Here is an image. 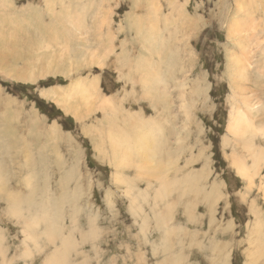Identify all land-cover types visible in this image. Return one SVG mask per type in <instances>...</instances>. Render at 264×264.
<instances>
[{
	"label": "rangeland",
	"instance_id": "374dc122",
	"mask_svg": "<svg viewBox=\"0 0 264 264\" xmlns=\"http://www.w3.org/2000/svg\"><path fill=\"white\" fill-rule=\"evenodd\" d=\"M48 1L0 0V264H264V0Z\"/></svg>",
	"mask_w": 264,
	"mask_h": 264
},
{
	"label": "bare ground",
	"instance_id": "6f19581e",
	"mask_svg": "<svg viewBox=\"0 0 264 264\" xmlns=\"http://www.w3.org/2000/svg\"><path fill=\"white\" fill-rule=\"evenodd\" d=\"M48 0H46V2H47ZM149 1V5H151L152 6V8L153 9H156V7H158L157 6V3H156V1L155 0H148ZM173 1H176V0H173ZM242 2V1H241ZM48 3H49V1H48ZM177 3V2H176ZM173 4H175V2H173ZM172 4V5H173ZM240 4V3H239ZM175 6H177L176 4H175ZM240 6V5H239ZM244 6V5H243ZM174 7V6H173ZM153 12H155V10H153ZM251 14V13H250ZM251 17V16H250ZM6 23V22H5ZM3 26V25H2ZM244 29V28H243ZM243 29H241L242 31L241 32H244L243 31ZM240 32V31H239ZM238 32V33H239ZM241 32L239 33V34H241ZM6 33V32H5ZM12 33H14V32H12ZM4 35V34H3ZM2 35V36H3ZM5 36V35H4ZM245 36V35H244ZM12 37V36H11ZM14 37H16V35L14 36ZM246 37H247V35H246ZM250 37V36H249ZM247 38V39H250V38ZM5 38V37H4ZM47 38V37H46ZM53 39V38H52ZM244 39V38H243ZM17 40V39H16ZM54 40V39H53ZM104 42V41H103ZM240 42H242V40L240 41ZM244 42V44H245V42L246 41H243ZM6 43V42H5ZM250 46V45H249ZM251 47V46H250ZM240 50L241 51H243V53H245V50H246V48H245V46H242V47H240ZM250 52V51H249ZM251 53V52H250ZM245 56H243V58H244ZM237 67H238V65H237ZM242 68V67H241ZM244 68V67H243ZM238 69H239V67H238ZM75 84V83H74ZM77 85V84H76ZM74 86V85H73ZM77 89H75V90H72V87H70L69 89H68V91L66 92V91H60L61 92V96H62V94H63V96H62V98H58V100L60 101H62L63 102V97L66 99V98H68V99H71L70 98V95H72V92H75L76 90L79 92V93H83L82 95H84L85 97L87 96V97H89V95H85L84 94V92H86L85 90H84V88H87L88 89V91H89V88H92L91 87V85L88 83V82H86V83H78V85L77 86H75ZM59 92V91H58ZM70 92H71V94H70ZM90 92H92V91H90ZM55 92H53V94H54ZM77 93V92H76ZM78 94V93H77ZM87 94V93H86ZM58 95V94H57ZM75 95V94H74ZM81 95V96H82ZM94 96V95H93ZM58 97H60V96H58ZM57 98V97H56ZM56 98H54V99H56ZM84 98V97H83ZM96 98V97H95ZM97 100V99H96ZM66 102V101H65ZM64 102V103H65ZM102 102V101H101ZM100 102V103H101ZM104 105V104H103ZM255 105V104H254ZM259 106V105H258ZM257 106V107H258ZM105 107H106V105H105ZM260 107V106H259ZM262 107V106H261ZM107 108H109V107H107ZM77 110V109H76ZM108 110V109H107ZM111 110V109H110ZM117 110V109H116ZM261 110V109H260ZM262 111V110H261ZM72 112V111H71ZM110 112V111H109ZM115 112V111H114ZM75 113V112H74ZM108 115V114H107ZM242 119H243V116L241 115V113L240 112H238L237 113V115L234 117V118H232L231 117V114H230V118H229V126H230V128L231 129H233V131H235V132H237L238 134H244V121H242ZM114 121V120H113ZM245 127H246V125H245ZM142 128V127H141ZM228 128V127H227ZM150 130V129H149ZM246 130V129H245ZM247 130H248V128H247ZM246 130V131H247ZM250 130V131H249ZM248 131H249V133L253 136V131H252V129H249ZM254 130V129H253ZM263 128H261L260 130H259V132L261 131L262 132V134H263ZM111 131V130H110ZM248 131L246 132L247 133V135H248ZM142 132V131H141ZM153 131L151 130V132L149 133V131L147 130V134L146 133H138L137 131H136V138H135V142H133V147L134 148H132V146H130L131 147V149H129L128 151L127 150H122V148L120 149V150H122V151H126L125 153H127V154H125V155H128V153L130 154V156L129 157H131L132 156V154H133V152H135L138 156H140V158L142 157V155H141V153L143 154V155H146V154H149V153H153L147 146H146V143H147V141H148V139L149 138H151V136L153 135V133H152ZM258 132V130H257V133H259ZM123 133V132H122ZM131 134V133H130ZM249 134V135H250ZM246 135V136H247ZM249 135H248V137H249ZM245 136V135H244ZM115 137V136H114ZM131 137H132V135H131ZM130 138V137H129ZM245 139H248L247 137L245 138ZM114 140V139H113ZM251 140H252V138H251ZM244 141H246V140H244ZM114 142H115V140H114ZM247 142V145L249 144L248 143V141H246ZM251 142V141H250ZM252 143V142H251ZM131 144V143H130ZM119 146H120V144H119ZM244 146V145H243ZM116 146H114V148H115ZM136 147V148H135ZM252 148L253 146L252 145H250L249 146V148ZM120 148V147H119ZM118 148V149H119ZM247 148V147H246ZM245 148V149H246ZM249 148H247V149H249ZM255 148V147H254ZM254 148H253V150H254ZM116 149V148H115ZM110 150V149H109ZM113 150V149H112ZM118 151V150H117ZM257 151V150H256ZM259 151V150H258ZM114 152V151H113ZM119 152V151H118ZM249 152V151H248ZM251 152V151H250ZM260 152V151H259ZM259 152H253L254 154H255V160H254V162H253V164H254V166L256 167V165H257V167L259 166V164H260V160H259V154H257V153H259ZM115 153V152H114ZM122 154V153H121ZM120 154V155H121ZM253 155V154H252ZM264 155V154H263ZM254 156V155H253ZM116 157V156H115ZM122 157V156H121ZM123 157H125L124 156V154H123ZM127 157V156H126ZM252 157V156H251ZM261 157V156H260ZM263 157V156H262ZM125 159H127V158H124V160ZM254 158L252 157V160H253ZM123 160V159H122ZM262 161V160H261ZM243 164L241 163V162H239V160H237V159H235V168H236V171L238 172L237 174H240V176L241 175H243V173H245V168L242 166ZM261 167V166H260ZM5 180V179H4ZM5 184V183H4ZM2 185V183L0 184V186ZM7 187V186H6ZM5 187V188H6ZM8 188V187H7ZM8 190V189H7ZM9 191V190H8ZM1 192V191H0ZM10 193V192H9ZM1 194V193H0ZM6 194H7V192H6ZM11 196V195H10ZM8 199V198H7ZM15 200H16V197H15ZM7 202H8V200H6ZM9 201H10V199H9ZM17 202V201H16ZM9 204V203H8ZM20 204H21V202H20ZM11 206H12V204H11ZM47 228H48V226H47ZM50 240V239H49ZM64 241H66V240H64ZM69 244V243H68ZM68 244L66 245V244H64L65 246H64V248L62 249V252L61 253H59L58 254V257H57V255L55 256V258H57V260H54V259H49V264H61V262H60V260L62 259V255L64 256L65 255V250H67V248H68ZM66 257V256H65ZM65 257H63V258H65ZM65 260V259H64ZM62 261V264H66V262L65 261Z\"/></svg>",
	"mask_w": 264,
	"mask_h": 264
}]
</instances>
